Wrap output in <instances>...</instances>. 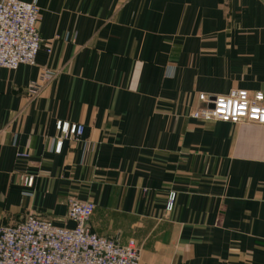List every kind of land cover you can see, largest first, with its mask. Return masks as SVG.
Returning <instances> with one entry per match:
<instances>
[{"label":"crops","instance_id":"1","mask_svg":"<svg viewBox=\"0 0 264 264\" xmlns=\"http://www.w3.org/2000/svg\"><path fill=\"white\" fill-rule=\"evenodd\" d=\"M36 1V64L0 68V226H73L76 197L141 264H264V125L190 116L202 92H264V0ZM59 119L85 132L57 154Z\"/></svg>","mask_w":264,"mask_h":264},{"label":"built area","instance_id":"2","mask_svg":"<svg viewBox=\"0 0 264 264\" xmlns=\"http://www.w3.org/2000/svg\"><path fill=\"white\" fill-rule=\"evenodd\" d=\"M40 11L36 0H0V68L36 64L42 46ZM56 76V71L45 68L39 80L29 84V96H37ZM199 100L201 105L190 113L194 119L264 125L263 91L237 88L226 94L202 92ZM55 127L52 149L57 154L62 152L65 141L80 139L85 132L84 124L69 120L59 119ZM16 155L30 157L29 152L21 150ZM34 179V175L24 176L23 183L32 188ZM176 196V191L169 192L167 212L174 209ZM95 207L91 200L70 197L67 221H72L73 226L34 212L20 222L1 225L0 264H141V246L134 238L123 243L117 237L101 236L91 230L89 221Z\"/></svg>","mask_w":264,"mask_h":264}]
</instances>
